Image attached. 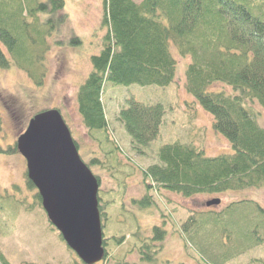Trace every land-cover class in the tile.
I'll list each match as a JSON object with an SVG mask.
<instances>
[{"label":"rangeland","instance_id":"obj_1","mask_svg":"<svg viewBox=\"0 0 264 264\" xmlns=\"http://www.w3.org/2000/svg\"><path fill=\"white\" fill-rule=\"evenodd\" d=\"M64 1L60 13H66L67 20L47 37L50 46L40 66L45 73L43 84L36 86L12 62L8 68H0L1 149L16 142L35 113L58 108L77 142L81 159L86 164L91 157L103 161L102 166H88L99 178L100 206L111 201L105 209L107 220L101 218L108 254L94 264H264V210L250 202L227 206L232 201L252 200L264 208V187L187 199L163 188L146 187L141 170L158 162L157 151L164 143H192L208 156L232 152L229 141L213 128L212 115L184 88L185 69L191 58L172 51L177 60L175 80L166 87L106 84L102 100L109 136L119 147L117 154L113 153L116 160L107 159L105 151L111 145L106 146L98 140V134L92 137L86 130L76 102L78 88L92 69L90 56L100 51L104 34L102 0ZM240 1L264 20V0ZM75 37L78 41L72 42ZM0 46L10 57L5 46ZM213 88L228 91L218 83ZM127 94L144 102L159 101L166 110L159 134L140 151L131 147L129 135L117 119ZM247 109L264 127V109L257 104ZM25 173L26 161L19 152L0 151V253L10 264H84L50 225L33 196L35 190L27 188ZM12 184L19 189L14 190ZM146 193L153 205L134 202ZM213 197L220 198V203L206 206ZM190 215L188 228L192 233L188 234L182 225ZM163 220L167 234L156 246L160 249L154 253L153 246L142 249L143 254L152 255V260L142 259V238L150 241L153 225H161ZM108 237L122 240L117 244Z\"/></svg>","mask_w":264,"mask_h":264},{"label":"trees","instance_id":"obj_2","mask_svg":"<svg viewBox=\"0 0 264 264\" xmlns=\"http://www.w3.org/2000/svg\"><path fill=\"white\" fill-rule=\"evenodd\" d=\"M64 5V0H0V43L10 55L7 57L0 46V68H8L12 62L36 86L42 85L45 73L40 66L50 46L47 37L67 20L66 13H60ZM102 12L100 51L90 56L92 69L78 88L76 102L86 130L92 137L98 134L106 146L111 145L104 157L116 160L119 150L109 136L102 100L106 84L166 87L175 80L177 60L172 51L176 50L191 58L185 69L186 92L212 115L213 128L229 141L232 152L208 156L192 143H164L157 151L158 162L141 170L147 189L163 188L187 199L263 188L264 127L247 107L257 104L264 109V20L240 0H102ZM77 41L76 37L72 40ZM216 83L227 86L228 91L214 89ZM124 102L117 119L129 135L131 147L140 151L159 134L165 106L159 101H141L133 94L125 95ZM0 151L17 153L16 142L6 150L0 147ZM89 164L102 166L103 161L91 157ZM25 175L27 188L35 190L33 196L42 207L27 171ZM12 188L19 189L16 184ZM100 200L98 196L100 217L106 221L111 201L101 207ZM134 202L140 206L154 203L149 193ZM241 202L264 210L252 200L232 201L227 206ZM191 218L182 225L188 234ZM164 224L165 220L153 225L150 241L142 238V259L152 260L142 249L153 246V253L160 249L156 246L167 234ZM111 238L117 244L122 240ZM106 240L102 238L104 256L100 261L108 254ZM0 264H10L2 253Z\"/></svg>","mask_w":264,"mask_h":264},{"label":"water","instance_id":"obj_3","mask_svg":"<svg viewBox=\"0 0 264 264\" xmlns=\"http://www.w3.org/2000/svg\"><path fill=\"white\" fill-rule=\"evenodd\" d=\"M47 217L85 264L104 256L98 209L99 183L81 159L70 129L56 108L35 113L16 139ZM220 198L205 202L218 205Z\"/></svg>","mask_w":264,"mask_h":264},{"label":"crops","instance_id":"obj_4","mask_svg":"<svg viewBox=\"0 0 264 264\" xmlns=\"http://www.w3.org/2000/svg\"><path fill=\"white\" fill-rule=\"evenodd\" d=\"M134 1H136V0H134ZM141 1V0H140Z\"/></svg>","mask_w":264,"mask_h":264}]
</instances>
